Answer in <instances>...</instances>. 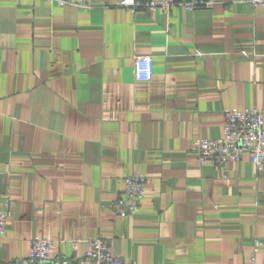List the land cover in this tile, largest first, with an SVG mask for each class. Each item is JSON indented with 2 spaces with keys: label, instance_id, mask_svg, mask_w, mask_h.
<instances>
[{
  "label": "crops",
  "instance_id": "0c3cea01",
  "mask_svg": "<svg viewBox=\"0 0 264 264\" xmlns=\"http://www.w3.org/2000/svg\"><path fill=\"white\" fill-rule=\"evenodd\" d=\"M68 1L0 0V264L36 238L74 259L98 234L133 264H249L264 243V171L249 155L202 165L193 149L224 136V110H264V7ZM136 57L153 59L150 82L136 81ZM134 172L147 179L140 211L118 217Z\"/></svg>",
  "mask_w": 264,
  "mask_h": 264
},
{
  "label": "built area",
  "instance_id": "2783aa9c",
  "mask_svg": "<svg viewBox=\"0 0 264 264\" xmlns=\"http://www.w3.org/2000/svg\"><path fill=\"white\" fill-rule=\"evenodd\" d=\"M47 2L59 7L72 6L68 0H34ZM249 2L254 7H264V0H240ZM213 0H150L141 3L139 0H117L116 6L133 12L141 9L164 13H171L174 9L182 8L188 12L201 9L212 10ZM78 7L88 8L82 3ZM154 62L151 57H136L134 63V77L136 81L150 82L154 75ZM224 136L216 140L199 139L194 152L202 165L219 166L227 168L234 162H240L245 156L251 157L258 172L264 171V110L253 109H226L224 110ZM124 189L113 205L116 216L134 217L140 211L145 196L147 179L134 172L120 180ZM8 196H0V237L7 233V220L9 217ZM81 240L67 242L74 252H78ZM57 241L41 238L30 242L29 255L16 264H133L123 261L114 254L111 244L103 235L98 234L86 241L87 251L74 259L55 256ZM263 242L255 239L254 251L249 264H258V254L261 252Z\"/></svg>",
  "mask_w": 264,
  "mask_h": 264
}]
</instances>
